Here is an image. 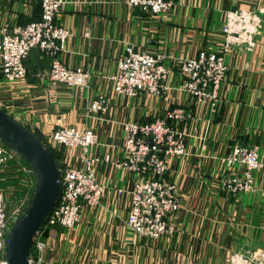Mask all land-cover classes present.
<instances>
[{"label":"crops","instance_id":"0c3cea01","mask_svg":"<svg viewBox=\"0 0 264 264\" xmlns=\"http://www.w3.org/2000/svg\"><path fill=\"white\" fill-rule=\"evenodd\" d=\"M39 1L0 0V23L35 18ZM65 1L56 22L69 35L59 58L67 67L89 72L87 89L51 82L50 57L33 48L24 86L12 88L11 103L9 92L0 98L11 106L13 117L41 134L65 124L93 128L98 143L92 150L100 156L108 151L121 157L111 146L120 143L122 121L160 116L166 106L163 96L141 91L130 98L112 91L108 77L127 44L162 53L172 65L170 84L176 87L183 81L177 68L181 58L202 47L219 49L228 10L254 12L261 22L250 47L233 43L224 52L227 68L215 107L198 106L185 92L171 91L187 112L180 123L185 154L171 158L166 173L180 196V207L168 217L173 233L154 240L130 232L124 225L129 195L116 189L129 190L135 176L99 163L96 177L104 185L99 204L85 208L73 228L53 227L51 237L30 256L41 264H231L235 255L258 264L264 259V166L253 172V192L225 191L220 180L232 171L223 158L236 144H256L264 163V0H176L157 15L130 7L126 0ZM100 93L107 95V108L90 110V101Z\"/></svg>","mask_w":264,"mask_h":264},{"label":"built area","instance_id":"2783aa9c","mask_svg":"<svg viewBox=\"0 0 264 264\" xmlns=\"http://www.w3.org/2000/svg\"><path fill=\"white\" fill-rule=\"evenodd\" d=\"M65 2L40 0L39 13L35 18L23 24L0 23V93L9 92V103L12 100V88L24 86L23 80L27 75L24 59L33 48L50 57L48 76L51 82L74 86L80 92L87 89L91 79L89 72L81 66L67 67L59 58L69 35V30L56 22ZM175 2L126 0L128 6L138 7L154 15L166 12ZM260 22V17L254 12L228 10L221 28L223 40L219 49L202 47L195 54L181 58L177 68L183 81L176 87L170 84L172 65L165 62L162 53L127 44L117 58L115 72L108 77L112 91L130 98L136 97L141 91L163 96L166 106L160 116L146 120L129 119L120 123V143L111 147L118 150L121 157H115L108 151L101 156L93 152L92 149L98 143V135L93 128L79 130L71 124H65L42 134L45 146L53 152L59 164L60 192L35 235L33 247L43 246L44 239L51 237L55 226L73 228L80 221L85 208L99 204L104 192V185L96 177L99 163L126 170L135 176L129 190L116 189L119 195H129L124 225L130 232L154 240L172 234L175 226L168 217L180 207V196L176 183L166 173L169 160L185 154V132L180 123L185 120L187 112L183 105L175 102L171 91L185 92L198 106L215 107L227 68L224 52L233 43H244L250 47ZM107 105V95L100 93L90 101L88 108L104 111ZM0 107L11 115V106L1 98ZM17 156L14 150L0 142V170ZM223 160L232 170L220 180L223 190L232 193L256 191L253 172L264 166L256 144H236ZM238 166L240 169L236 170ZM24 170L28 173L24 183L33 189L31 168L28 166ZM3 193L0 190V264H8L4 258L5 236L12 217L18 215L25 206L13 204L15 206L8 209ZM261 260L258 264H264V259ZM230 263L247 264V259H239L234 255L230 257ZM29 264L41 263L30 256Z\"/></svg>","mask_w":264,"mask_h":264},{"label":"water","instance_id":"95a60500","mask_svg":"<svg viewBox=\"0 0 264 264\" xmlns=\"http://www.w3.org/2000/svg\"><path fill=\"white\" fill-rule=\"evenodd\" d=\"M0 142L14 150L31 168L34 186L25 207L12 217L5 236L8 264H29L36 233L53 208L60 192V169L42 134L0 107Z\"/></svg>","mask_w":264,"mask_h":264},{"label":"trees","instance_id":"16d2710c","mask_svg":"<svg viewBox=\"0 0 264 264\" xmlns=\"http://www.w3.org/2000/svg\"><path fill=\"white\" fill-rule=\"evenodd\" d=\"M32 50V49H31ZM30 50V51H31ZM29 54V53H28ZM28 56V55H27ZM26 56V58H27ZM24 59V65H29V59ZM20 157V156H19ZM21 158V157H20ZM19 160V159H18ZM18 160L16 159V162L15 161H11V162H8L1 170H0V188H3L4 189H8V188H12L14 187V192L11 193V199L12 200H16L18 199V197H20L22 194L21 193H24V196L27 195L26 197L29 198V196H31L32 194V187L29 188V186L27 184H25L24 182H20V179H18L19 177L18 176H21L23 175V173L25 175H28V173H26L25 171L22 170V165H25V166H29L27 164V162L24 160V159H20L19 162ZM12 175V176H11ZM14 175V176H13ZM26 185L27 188H25L23 185ZM22 185V186H21ZM19 187L21 188H24V191H19ZM17 188V189H16ZM2 190V189H0ZM25 197V198H26ZM27 200V199H26ZM59 228V227H57Z\"/></svg>","mask_w":264,"mask_h":264},{"label":"rangeland","instance_id":"374dc122","mask_svg":"<svg viewBox=\"0 0 264 264\" xmlns=\"http://www.w3.org/2000/svg\"><path fill=\"white\" fill-rule=\"evenodd\" d=\"M253 10V9H252ZM18 119V118H17ZM100 147H102V146H100ZM16 159L18 160H20L21 158L19 157V155L16 157ZM16 159H13L12 161H15L16 162ZM23 159V158H22ZM19 160H18V162H19ZM11 162V161H10ZM23 166V169L22 170H24V169H26L27 167L25 166V165H22ZM25 171V170H24ZM12 176V175H11ZM14 176V175H13ZM19 178L18 179H20V182H21V184H22V182H24V179H26V175L23 173V175H22V177L21 176H18ZM22 186V185H21ZM25 188H27L26 187V185L24 184L23 185ZM0 189H2V191L4 192L3 194H4V199H5V203H6V206H7V208L8 209H10L12 206H13V204H15V205H17V204H19L20 203V205L21 206H25L26 205V199H28L26 196L27 195H25L24 196V193H21L22 195L20 196V197H18V199H16V200H12L11 199V193L12 192H14V187H10V188H6V189H4L3 190V188H0ZM17 189V188H16ZM20 192L21 191H24V188H21V187H19V189H18ZM26 197V198H25ZM30 197V196H29ZM14 205V206H15ZM13 206V207H14ZM12 207V208H13ZM49 243V242H48ZM65 243V242H64ZM62 245H63V243H62ZM35 248V250H36V248H37V246L36 245H34V247H33V249ZM33 252V251H32ZM40 263H42L41 261H40ZM44 264V263H43Z\"/></svg>","mask_w":264,"mask_h":264}]
</instances>
